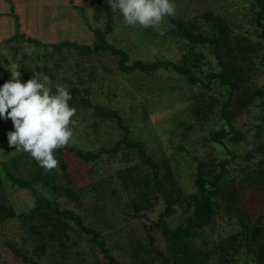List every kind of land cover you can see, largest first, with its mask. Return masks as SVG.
Instances as JSON below:
<instances>
[{
    "label": "rangeland",
    "instance_id": "obj_1",
    "mask_svg": "<svg viewBox=\"0 0 264 264\" xmlns=\"http://www.w3.org/2000/svg\"><path fill=\"white\" fill-rule=\"evenodd\" d=\"M99 1L104 9L102 0ZM97 2L98 0H0V13H7L5 22H0V63H3L0 66L9 64L15 50L25 47L35 49L32 55L34 61L36 59L39 62L35 54H40V65L45 66L49 50L43 45L48 42L45 36L47 20L44 5L62 7L56 18L61 22L65 20L73 33L68 36L81 44L94 46L97 41L95 28L105 29L108 23L105 11L102 13L97 9ZM174 3L179 14L186 20L201 17L207 11H214L223 15L234 29L243 31V35L251 41L264 45L262 31L254 21L255 0H174ZM13 11L18 13L22 32L27 37L39 40L41 46L26 39L8 42L18 28ZM3 23L4 33L1 30ZM64 38L60 37L57 41ZM108 38L115 46L128 50L130 63L136 60L152 62L157 59L180 63L195 61L190 56L191 45H187L176 35L174 25L167 17L159 29L143 28L126 25L115 11L114 30ZM259 47V52L252 57V65L262 69L263 72L257 73V82L264 84V46ZM194 50L195 54L204 57L198 62L194 72L200 78L206 79L218 68V63L210 46L200 45L194 47ZM30 57L26 58V64ZM90 57L88 70L71 71L50 80L53 89L54 83L59 81L58 84L67 86L70 92L72 88H78L77 98H87L91 102L86 108L76 109L72 118L75 124L71 126L73 136L65 146V157L75 190L84 188L81 198L86 205L84 210L87 213L84 214L89 216L88 223L91 224L89 219L93 217L99 223L95 226L104 230L110 245L116 246V243H112L114 241L121 245L117 256L123 258L125 264H137L135 255L125 250L126 243L135 236L144 238L143 220L147 219L134 218L133 215L148 214L151 218L158 219L165 210L166 203L151 182V169L141 161L136 151L126 149L124 144L117 151L109 150L123 139L125 132L116 118L98 113L95 105L102 104L106 108L121 111L131 127L132 137L149 144V150L153 151L156 162L161 163L159 160H164V164L171 163L173 174H170V178H179L187 193H194L197 158L211 162L225 154V150L210 139L212 132L224 128L225 123L219 117V112L225 98L221 96L207 99L209 88L192 85L176 72L159 71L148 74L135 70L125 73L119 68V57L110 52H101ZM67 77L72 79L71 84L63 81ZM214 87L215 91L222 93L220 84H215ZM199 101L204 104L201 109H205L206 116L198 113L201 110L198 109ZM210 103H213L211 108ZM236 122L238 129L244 132L246 141L234 143L236 155L230 164L228 177L249 184L254 181L255 173L264 169V149L261 150L260 147L264 141V100L258 99L256 106L245 109L238 115ZM11 130H14L11 119L0 118V161L19 157L22 173L29 175L25 170L31 168L30 160L33 157L28 152L9 145L7 134ZM91 153L99 154L100 159L89 162L85 155ZM216 162L213 161V164ZM56 169L62 171L59 165ZM1 172L0 165V176L5 179ZM146 179L148 183H145ZM62 182L68 184V179L62 178ZM246 190L250 198L242 210L252 208L250 216L254 220L264 211V202L258 196L256 187ZM5 192L17 216L0 223V264H29L12 251L10 244H25L24 237L27 233L22 228L19 215L34 206V197L29 189H21L11 183H7ZM45 194L52 197L47 192ZM58 199L65 206L81 209L77 200L70 197ZM140 201L142 204L139 208L135 204ZM221 210L200 233L196 239L197 246L212 254L213 264H255L244 247L233 252L234 259L231 261L224 260V248L230 246L228 238L241 232L244 227L239 217L230 216L229 211ZM137 211L140 212L135 213ZM188 215L179 206L177 213L170 219L171 225L184 223ZM70 242L72 249L79 251L78 257L71 264H108L103 254L95 251L96 244L90 236L73 234ZM40 259L42 264H63L62 257L52 251L47 257ZM140 259L143 263L149 262L146 253H140ZM151 264L160 263L154 260Z\"/></svg>",
    "mask_w": 264,
    "mask_h": 264
},
{
    "label": "trees",
    "instance_id": "obj_2",
    "mask_svg": "<svg viewBox=\"0 0 264 264\" xmlns=\"http://www.w3.org/2000/svg\"><path fill=\"white\" fill-rule=\"evenodd\" d=\"M102 4L105 10L99 0L97 9L102 13L105 11L108 23L105 29L95 28L97 41L94 46L81 44L68 36L73 33L69 30L65 20L61 22L56 18L62 7L44 5L43 10L47 20V22L45 21V36L48 42L43 45L48 47L49 54L46 55L43 67L40 65V54H35L39 62L36 59L34 61V57L31 56L26 64V58L29 56L21 57L19 55L23 51L22 48L15 50L12 55V63L19 64L21 67L22 81L26 82L32 75L35 77L46 74L50 80H53L58 76L69 74L71 71L88 70L90 56L101 52H110L119 57V68L125 73L135 70H141L148 74H155L159 71L176 72L192 85L197 84L209 88L207 99L221 96L225 98L219 112V117L225 123L224 128L210 134V139L223 148L225 154L220 159L213 160L217 161L216 164H213V161L206 162L202 158H197L194 181L196 191L194 193H187L184 183L182 184L179 178H170V174H173L171 163L164 164V160H159L161 163L156 162L152 154L153 151L149 150V144L132 137L131 127L126 123L121 111L106 108L102 104L95 105L98 113L105 117L116 118L125 132L123 139L110 147L109 150L117 151V148L124 144L126 149L136 151L141 161L151 169V182L166 203V208L158 219H153L148 214L133 215L134 218H146L148 221L143 220L144 238L135 236L127 241L125 250L135 255L137 264H151L154 260L160 264H213L212 254L205 248L197 246L196 239L223 209L229 211L230 216L239 217L244 227L241 232L228 238L230 246L224 248V254H222L224 260L231 261L234 259L233 252L244 247L251 254L255 264H264V211L253 220L250 216L252 208L246 211L242 210V207L247 206L250 198V194L246 190L248 188L256 187L258 196L264 202V169L256 172L253 176L254 181L249 184L228 177L230 164L236 155L234 143L246 141L244 132L238 129L236 119L245 109L256 106L258 99L264 100V84L257 82V73L263 71L252 65L254 53L257 54L259 46L264 45L251 41L246 35H243V31L234 29L219 13L207 11L201 14V17L186 20L176 9V15L167 18L174 25L176 35L187 45H191L190 56L195 61L180 63L173 60L157 59L152 62L136 60L130 63L128 50L115 46L108 38V35L114 30L115 11L111 9L107 0H102ZM254 6L256 7L255 15H253L254 21L261 29V36L264 38V0H255ZM12 14L17 19L18 28L16 34L8 39V42L26 39L36 46H41L39 40L27 37L26 33L22 32L18 13L13 11ZM61 25L64 26L60 28ZM60 37L65 38L62 41H57ZM200 45L210 46L218 63V68L206 79L200 78L194 72L198 62L204 58L203 55L195 54L194 47L197 48ZM1 46L2 44H0ZM4 66L8 67V65L0 66V85L11 78L10 71ZM63 81L71 84L72 79L67 77ZM58 83L59 81L54 83V86ZM213 84L214 86L220 84L222 93L215 91ZM78 92V88L71 89L70 106L79 110L91 105L89 99L77 98ZM203 106L204 104L199 101L198 109ZM211 107H213V103H210ZM198 113L206 116L205 109L199 110ZM260 147L261 150L264 149V141ZM65 149V147L59 148L55 150L56 154H54L62 169L61 172L56 168L50 171L45 170L33 158L30 160L31 168L25 170V173L28 171L29 175L25 176L20 169L19 157L0 161L3 171L1 173L5 175V179L0 176V223L17 216L15 208L6 196L7 183L21 189H29L34 197V206L19 215L22 228L27 233L24 237L25 244L16 246L10 244V248L20 259L29 264H42L40 258L47 257L51 251L62 257L63 264H71L78 257L79 251L72 249L70 240L73 234L80 233L90 236L93 243L96 244L95 251L102 253L108 264H125L123 258L117 256V252H120L119 248H122L121 245L114 241L112 243L117 245L111 246V242L109 243V239L103 233L104 230L95 226L98 222L93 217V220L89 219L91 224L88 223V215L84 214L87 213L84 210L86 205L81 198L84 188L75 190L73 186L74 180L65 157ZM68 149L72 150L73 148ZM104 149L108 150V147ZM80 154L84 155L81 151ZM85 157L89 162L100 159V155L95 153L85 155ZM62 178H67L68 184L63 183ZM145 183H148V179L145 180ZM112 190L115 188L112 187ZM45 192L52 197H48ZM59 197H70L72 200L79 201L81 209L65 206L58 199ZM141 204L140 201L135 205L140 208ZM179 206L184 208L189 215L185 218L184 223L172 226L170 219L177 213ZM138 212L140 211L135 213ZM30 248L32 249L30 250ZM140 253H146L149 262L143 263Z\"/></svg>",
    "mask_w": 264,
    "mask_h": 264
},
{
    "label": "clouds",
    "instance_id": "obj_3",
    "mask_svg": "<svg viewBox=\"0 0 264 264\" xmlns=\"http://www.w3.org/2000/svg\"><path fill=\"white\" fill-rule=\"evenodd\" d=\"M128 26L159 29L163 20L176 15L174 0H107ZM35 49L25 47L19 54L32 56ZM3 64V63H0ZM11 78L0 85V118L11 119L9 145L28 152L45 170L57 167L55 150L68 145L73 136L76 109L70 106V90L60 84L51 86L46 74L21 79V67L7 64Z\"/></svg>",
    "mask_w": 264,
    "mask_h": 264
},
{
    "label": "crops",
    "instance_id": "obj_4",
    "mask_svg": "<svg viewBox=\"0 0 264 264\" xmlns=\"http://www.w3.org/2000/svg\"><path fill=\"white\" fill-rule=\"evenodd\" d=\"M16 1V0H15ZM44 8V7H43ZM19 9V8H18ZM18 11H20V10H18ZM6 15H7V13H0V18L2 19L3 17V19L2 20H0V22H5V20H6ZM5 24L3 23V24H1V30L3 31V33L5 32Z\"/></svg>",
    "mask_w": 264,
    "mask_h": 264
}]
</instances>
